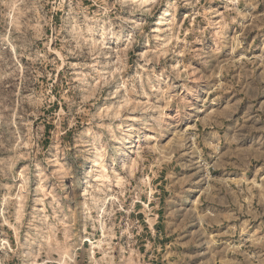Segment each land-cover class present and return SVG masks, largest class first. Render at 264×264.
<instances>
[{
	"label": "rangeland",
	"instance_id": "obj_1",
	"mask_svg": "<svg viewBox=\"0 0 264 264\" xmlns=\"http://www.w3.org/2000/svg\"><path fill=\"white\" fill-rule=\"evenodd\" d=\"M263 173L264 2L0 0V264H264Z\"/></svg>",
	"mask_w": 264,
	"mask_h": 264
},
{
	"label": "crops",
	"instance_id": "obj_2",
	"mask_svg": "<svg viewBox=\"0 0 264 264\" xmlns=\"http://www.w3.org/2000/svg\"><path fill=\"white\" fill-rule=\"evenodd\" d=\"M252 175L251 173H248L246 171L243 172V179H244V183H243V187H244V191L245 190H250V185H247V181H251L252 180ZM262 176H264V173L262 174ZM238 198L235 194H233L232 196H230L229 202H232L234 204H236L238 201ZM260 200H261V204L264 205V192L260 191ZM245 205V204H244ZM257 221L259 222L260 225L263 224L264 222V212L262 214H260L258 216ZM241 227H243L245 230L249 229L251 230L252 228V224H251V220L244 217L243 219L239 220L238 223Z\"/></svg>",
	"mask_w": 264,
	"mask_h": 264
},
{
	"label": "clouds",
	"instance_id": "obj_3",
	"mask_svg": "<svg viewBox=\"0 0 264 264\" xmlns=\"http://www.w3.org/2000/svg\"><path fill=\"white\" fill-rule=\"evenodd\" d=\"M258 2H264V0H258ZM211 58L212 59L216 58L215 53H212V57ZM181 115H183V112H182V110L178 109L176 119H179ZM157 130H159V129H157Z\"/></svg>",
	"mask_w": 264,
	"mask_h": 264
},
{
	"label": "bare ground",
	"instance_id": "obj_4",
	"mask_svg": "<svg viewBox=\"0 0 264 264\" xmlns=\"http://www.w3.org/2000/svg\"><path fill=\"white\" fill-rule=\"evenodd\" d=\"M102 167H103L102 169H104V168H105V163H102ZM61 184H62V183H61Z\"/></svg>",
	"mask_w": 264,
	"mask_h": 264
}]
</instances>
